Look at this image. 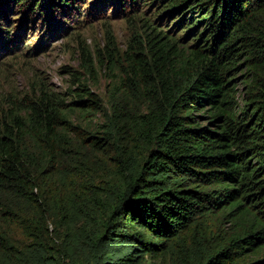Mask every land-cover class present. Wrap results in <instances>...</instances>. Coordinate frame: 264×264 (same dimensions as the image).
<instances>
[{"label":"trees","instance_id":"trees-1","mask_svg":"<svg viewBox=\"0 0 264 264\" xmlns=\"http://www.w3.org/2000/svg\"><path fill=\"white\" fill-rule=\"evenodd\" d=\"M91 1L0 0V57ZM108 2L105 92L0 102V264H264V0Z\"/></svg>","mask_w":264,"mask_h":264},{"label":"rangeland","instance_id":"rangeland-1","mask_svg":"<svg viewBox=\"0 0 264 264\" xmlns=\"http://www.w3.org/2000/svg\"><path fill=\"white\" fill-rule=\"evenodd\" d=\"M95 1L92 0L90 4L86 2L79 11L73 10L69 17L54 13L58 21H66L69 28L67 32L64 31V25L56 21L52 22L53 31H59L53 35L48 32V22L33 29L29 26L25 30L28 39L25 44L34 40L35 43L29 50H35V54L31 58L24 55L0 57V102H4L8 97L20 98L35 90L33 87L42 84L64 94L65 91L78 87L82 80L87 82L93 92H105L109 76L105 69L99 68V64L100 61H105L104 49L107 44H111L109 36H114L115 47L123 52L132 36L141 33L143 28L133 15L137 11L130 15H116L115 6L111 2L104 7L100 4L92 10ZM31 30V35H28ZM38 33L41 35L35 40ZM41 40L39 48L34 49ZM25 49L26 47H23L21 51L25 52ZM95 68L96 70L89 74V71ZM243 73L238 70L235 78L240 99L244 85Z\"/></svg>","mask_w":264,"mask_h":264},{"label":"flooded vegetation","instance_id":"flooded-vegetation-1","mask_svg":"<svg viewBox=\"0 0 264 264\" xmlns=\"http://www.w3.org/2000/svg\"><path fill=\"white\" fill-rule=\"evenodd\" d=\"M32 31L28 33V35H31Z\"/></svg>","mask_w":264,"mask_h":264},{"label":"bare ground","instance_id":"bare-ground-1","mask_svg":"<svg viewBox=\"0 0 264 264\" xmlns=\"http://www.w3.org/2000/svg\"><path fill=\"white\" fill-rule=\"evenodd\" d=\"M41 165V164H40ZM38 187V186H37Z\"/></svg>","mask_w":264,"mask_h":264}]
</instances>
